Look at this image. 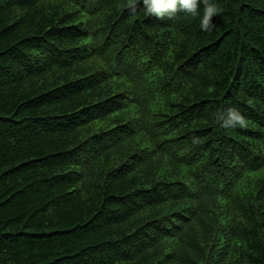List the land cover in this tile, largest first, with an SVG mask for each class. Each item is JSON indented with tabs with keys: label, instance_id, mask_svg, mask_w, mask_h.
<instances>
[{
	"label": "trees",
	"instance_id": "trees-1",
	"mask_svg": "<svg viewBox=\"0 0 264 264\" xmlns=\"http://www.w3.org/2000/svg\"><path fill=\"white\" fill-rule=\"evenodd\" d=\"M0 264H264V0H0Z\"/></svg>",
	"mask_w": 264,
	"mask_h": 264
}]
</instances>
